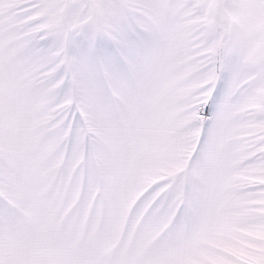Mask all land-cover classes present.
Segmentation results:
<instances>
[{"label":"snow or ice","instance_id":"6c2138e0","mask_svg":"<svg viewBox=\"0 0 264 264\" xmlns=\"http://www.w3.org/2000/svg\"><path fill=\"white\" fill-rule=\"evenodd\" d=\"M0 264H264V0H0Z\"/></svg>","mask_w":264,"mask_h":264}]
</instances>
